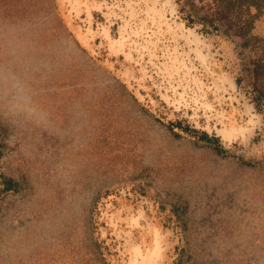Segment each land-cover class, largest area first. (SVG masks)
I'll use <instances>...</instances> for the list:
<instances>
[{"label": "water", "instance_id": "water-1", "mask_svg": "<svg viewBox=\"0 0 264 264\" xmlns=\"http://www.w3.org/2000/svg\"><path fill=\"white\" fill-rule=\"evenodd\" d=\"M244 45L264 98V0H190ZM0 264H105L99 192L147 178L180 208L185 264H264V164L177 138L77 43L54 0H0Z\"/></svg>", "mask_w": 264, "mask_h": 264}, {"label": "rangeland", "instance_id": "rangeland-1", "mask_svg": "<svg viewBox=\"0 0 264 264\" xmlns=\"http://www.w3.org/2000/svg\"><path fill=\"white\" fill-rule=\"evenodd\" d=\"M54 1L82 49L146 113L172 125L177 138L212 147L199 138L207 134L223 148L219 155L264 164V98L250 81L245 46L195 17L190 0ZM3 153L0 142V158ZM6 180L0 167V201L11 189ZM91 227L105 264H185L190 258L180 208L147 178L102 189Z\"/></svg>", "mask_w": 264, "mask_h": 264}, {"label": "trees", "instance_id": "trees-1", "mask_svg": "<svg viewBox=\"0 0 264 264\" xmlns=\"http://www.w3.org/2000/svg\"><path fill=\"white\" fill-rule=\"evenodd\" d=\"M169 128L170 131H172V125H168L167 126ZM186 129V128H185ZM174 134V133H173ZM175 137H178V135L174 134ZM200 140L203 142H206L210 145H212L213 148H215L217 150V152L222 153L224 152L223 148L219 145L218 140L216 138H210L208 137L207 134H201L199 136ZM6 188L10 189V185L6 184Z\"/></svg>", "mask_w": 264, "mask_h": 264}, {"label": "flooded vegetation", "instance_id": "flooded-vegetation-1", "mask_svg": "<svg viewBox=\"0 0 264 264\" xmlns=\"http://www.w3.org/2000/svg\"><path fill=\"white\" fill-rule=\"evenodd\" d=\"M6 183L11 186V189L8 191L7 194H16L20 191V188H21L20 183L14 181L12 179H9V178H7Z\"/></svg>", "mask_w": 264, "mask_h": 264}]
</instances>
